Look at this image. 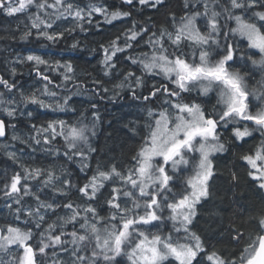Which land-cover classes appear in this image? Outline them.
Wrapping results in <instances>:
<instances>
[{"label":"snow or ice","instance_id":"obj_1","mask_svg":"<svg viewBox=\"0 0 264 264\" xmlns=\"http://www.w3.org/2000/svg\"><path fill=\"white\" fill-rule=\"evenodd\" d=\"M168 4L122 0L109 11L91 0L84 6L78 0H0V12L15 16L34 7L20 39L34 29L38 47L49 48L77 28L86 31L97 15L111 24L130 19L137 5L159 13ZM181 11L179 17L168 13L159 28L133 20L100 45L104 77L113 89L128 87L144 115L142 123L126 126L139 137L129 153L96 159L94 168L91 137L101 118L96 103L85 111L74 106L85 89L75 83L71 61L50 52L17 56L14 63H28L35 74L31 89L0 75V138L7 141L11 130V140L26 146L18 154L3 145L15 167L0 169V199L10 217L0 223V264H41L50 251L53 264H122L125 257L127 264H264V207L248 221L256 239L238 262L209 250L191 230L198 206L212 196L213 160L256 141V133L258 143L238 160L264 189V0H183ZM64 23L72 26L61 30ZM70 47L77 49L79 41ZM8 71L17 75L15 66ZM92 83L93 97L110 90L99 78ZM36 110L46 113L43 119ZM18 113L28 117L26 137L16 134L19 121L11 123ZM232 179L239 182L235 172ZM243 227L226 229L237 244ZM60 253L69 259H59Z\"/></svg>","mask_w":264,"mask_h":264},{"label":"trees","instance_id":"obj_2","mask_svg":"<svg viewBox=\"0 0 264 264\" xmlns=\"http://www.w3.org/2000/svg\"><path fill=\"white\" fill-rule=\"evenodd\" d=\"M78 2L81 6H84L90 0H78ZM91 2L106 6L109 11L122 6V0H91ZM182 7L183 0H169L168 7L157 13L150 8L140 9L137 5L132 10L130 19L113 21L111 24L106 23L103 16L97 15L91 26L85 24L86 31L81 32L77 28L70 36L66 34V38L61 40L58 45H51L49 48L38 47L34 29L30 38L27 40L20 39L23 33L27 31V27H30L29 16L36 13L34 7L26 13L15 16H7L0 12V75L15 79L25 89H31L35 74L28 63H14L17 56L25 57L31 51L50 52V58L71 61L75 67L76 77H78L75 83H83L85 89L81 95L73 98L74 106L81 111H85L90 109L91 103H96L101 118L97 122L96 135L91 137V144L96 149V152L92 154L91 161L94 168L96 159L112 156L120 158L129 153L139 137L133 138L132 133L126 126L137 121L142 123L141 118L144 115L140 108L141 101L132 98L128 87L113 89V83L109 82L111 78L104 77L98 63L103 56V53L99 50L100 45H106L125 27H130L133 20L139 24L155 25V28H159L164 23L168 13L175 12L177 17L182 15ZM122 10L128 11L129 9L123 7ZM57 23L60 24L59 21ZM97 24L99 27H97ZM71 26L69 23H64L61 25V30ZM166 26L170 27V22ZM74 41H79V47L72 50L70 45ZM43 43L48 44L47 41ZM61 49H64V51H61ZM12 66L17 69L15 77L9 75L8 70ZM125 67L126 64L120 65L121 69ZM97 78L104 81L102 87H107L110 90L103 96L96 95L93 97L90 93L96 85L92 81ZM114 82L118 83L119 81ZM151 83L152 81H148L149 86H151ZM69 89L73 90L71 83ZM0 91H3V89L0 88ZM114 92H119V95L114 97ZM45 115L46 113L43 111L36 110L37 119H43ZM86 115L91 118V111H87ZM3 118L8 119L7 117ZM62 118L68 119L69 117L62 114ZM72 118L75 119L74 116ZM27 120L26 114L18 113L17 119L11 121L13 124L19 121L17 135L27 136L25 123ZM85 122L87 123V121ZM12 134L10 130L8 140L0 141V169L5 166L15 167L3 154L4 144L9 145L8 151L15 150L18 154L20 148L26 147L17 141H12ZM255 135L257 137L256 141H249V144L244 145L243 149L233 147L229 152L219 154L213 160L215 179L212 181V196L202 207L198 206L197 217L194 219L191 228L193 232L204 238L209 250L215 249L229 259H236L237 262L246 244L256 239V232L248 224V221L257 215L261 207H264V190L259 189L250 180L245 169L239 166L240 162L238 160L241 151L246 150L253 143H258L259 133ZM25 159L27 160V157ZM70 168L77 175L84 176L83 173H79L77 165H70ZM234 172L239 176V182L232 179V173ZM88 175H91V172ZM6 217H8V208L5 206L3 199H0V223L4 222ZM233 224L244 226L242 228L244 237L238 244L231 239L228 231H226ZM170 228L171 223L169 222L168 229H165V231L167 232ZM181 235L183 234L181 233ZM55 259L57 257H53L50 251L48 257L41 258V264H53ZM59 259L68 260L69 257L60 253ZM122 264H127L126 257L122 259ZM172 264H176V262L173 260Z\"/></svg>","mask_w":264,"mask_h":264},{"label":"water","instance_id":"obj_3","mask_svg":"<svg viewBox=\"0 0 264 264\" xmlns=\"http://www.w3.org/2000/svg\"><path fill=\"white\" fill-rule=\"evenodd\" d=\"M3 140V138H0V141Z\"/></svg>","mask_w":264,"mask_h":264},{"label":"rangeland","instance_id":"obj_4","mask_svg":"<svg viewBox=\"0 0 264 264\" xmlns=\"http://www.w3.org/2000/svg\"><path fill=\"white\" fill-rule=\"evenodd\" d=\"M49 11H51V10H49ZM264 190V189H263Z\"/></svg>","mask_w":264,"mask_h":264}]
</instances>
